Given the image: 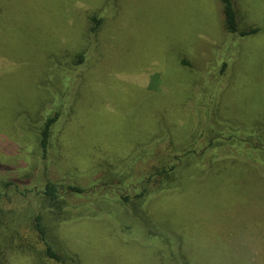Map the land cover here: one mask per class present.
<instances>
[{
  "label": "rangeland",
  "instance_id": "1",
  "mask_svg": "<svg viewBox=\"0 0 264 264\" xmlns=\"http://www.w3.org/2000/svg\"><path fill=\"white\" fill-rule=\"evenodd\" d=\"M233 1L240 27L258 34L228 37L220 0H0L1 231L17 226L24 183L133 193L134 178L118 175L207 137L141 216L115 198L112 214L51 222V235L80 264H264V150L234 131L264 121V0ZM56 112L45 174L37 140ZM96 194L97 207L107 196ZM7 264L36 263L16 251Z\"/></svg>",
  "mask_w": 264,
  "mask_h": 264
},
{
  "label": "trees",
  "instance_id": "2",
  "mask_svg": "<svg viewBox=\"0 0 264 264\" xmlns=\"http://www.w3.org/2000/svg\"><path fill=\"white\" fill-rule=\"evenodd\" d=\"M220 2L222 3L224 32L228 37H250L260 32V27H251L249 29H242L240 27L237 9L233 0H220ZM91 20V32L96 33L103 19L98 18L97 15H93ZM226 42L228 43L229 41ZM84 58L83 53L78 54L76 63L83 62ZM222 59L223 58H219L216 64ZM182 63L185 66H190V62L186 58L182 59ZM226 66L227 63H224L221 72L227 71L228 67ZM219 77L224 79L225 76L221 77L220 73ZM210 97L211 96H208L206 98L208 103ZM258 115L262 116L261 114ZM58 118L59 113L56 112L54 116H49L46 119L41 127L39 140H37V147L42 155L41 159L43 161L40 160L44 164L45 174H47L48 169L47 160L52 144L53 127ZM256 120L257 122L252 125L236 126L234 131L242 132L240 141L247 139L246 141L254 143V147L264 150V121L257 118ZM210 121H212V119L208 120V122ZM232 128L233 127L230 126L229 130ZM209 129L213 131V127H209ZM234 137L237 138L236 135L232 134L227 139H233ZM206 138L204 141L202 140L203 142L199 141L201 142L199 144L196 142L194 147L187 149L186 152L180 153L181 151H176L169 153V158H164V161H158V164L150 166L144 174H134V172H127V174L121 176L117 174L119 176V181L123 182V184L128 183L126 182L127 176L134 178L130 184L128 183V185H136L133 193L129 192V189H125L123 194L119 196V194L113 192V190V193L111 192V195L107 196V191L110 187V185L108 186V184H110L109 182L95 185L89 192L79 184H67L64 186L50 179H46L38 189L30 183L23 182L25 189L19 192V219L17 220L16 228L11 232L1 231L6 207H4L3 194L0 193V264H7L10 253L16 251L30 253L36 264H80L81 262L78 254L68 251V249L62 244L60 245V243L52 237L50 223L55 222L56 224H60L83 216L97 217L101 214H112V208H117L113 202L115 198L118 203L126 208L128 214L141 216L143 205L148 196L173 190L180 170L177 160L179 161V159L185 155L189 158L191 154L192 156L193 154H198L196 153L198 152L197 147L208 144V147L203 148L199 155L205 153L212 143V140L207 143ZM150 143L151 142H149V144H143L144 146H140L138 152L133 155L132 159L130 158V160L127 161V164L131 162L136 164L141 160L140 158L142 155L149 154ZM259 145H261V147H259ZM114 174V172H110V176L116 177ZM36 178L35 181H37ZM96 193H100L99 195L105 194L107 196V200H102L97 207L89 201L98 196ZM118 197L119 199H117ZM7 199H10V197ZM102 205L107 206L102 207ZM8 213L16 217L18 212L13 210ZM12 219L15 220L14 217Z\"/></svg>",
  "mask_w": 264,
  "mask_h": 264
}]
</instances>
